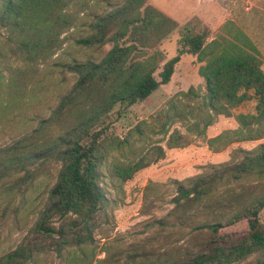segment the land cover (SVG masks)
Wrapping results in <instances>:
<instances>
[{"label":"trees","instance_id":"16d2710c","mask_svg":"<svg viewBox=\"0 0 264 264\" xmlns=\"http://www.w3.org/2000/svg\"><path fill=\"white\" fill-rule=\"evenodd\" d=\"M0 1V25L6 28L5 33L0 32V74L6 75L0 84V122L15 121L17 116L37 122L23 127L0 155V200L13 192L20 178H27L30 184L42 175L52 179L33 227L61 237L56 249L59 257L72 252L65 230L86 228L105 198L98 179L107 157L131 149L132 137L142 135L140 125L122 139L108 135L112 122L121 115L114 106L129 108L149 97L170 81L185 55L196 57L205 93L190 86L174 94L167 109L161 111V128L170 120V112L181 118L192 115L205 126L213 116L222 115L233 117L238 127L210 139L214 151L233 142L263 140L249 150L237 148L240 159L232 164L211 165L205 174L172 181L174 205L155 223L160 228L158 238L170 239L189 228V239L178 247L176 259L170 260L172 252L161 246L144 250V244L117 251L95 264H227L264 246V190L248 200L237 196L235 208L231 199L222 205L223 199L232 195V184L245 182L249 185L242 187L251 192L256 186L250 182L264 183L263 57L242 29L227 21L208 40L210 30L199 18L179 24L148 0H31L26 8L24 1L16 7L13 0ZM7 13L14 17L6 23L3 14ZM81 13L87 19H82ZM76 23L86 27L87 33L74 42L90 53L84 59H61L57 53L64 43L63 34ZM173 34L178 36L176 53L167 58L159 46ZM66 70L78 77L57 108L47 107L48 115L29 110L10 114L18 107L28 108L40 93H53V86L60 83L54 84V74L63 76ZM250 88L257 99L256 114H233L230 108L250 97L241 90ZM184 144L172 137L167 142L169 148ZM154 188L155 183L148 182L146 198ZM202 207L209 213L199 219ZM55 216L58 225L53 222ZM229 234L242 239L226 245L223 239ZM79 249L84 252L83 246ZM44 253L48 254L43 247L38 250L20 244L0 254V264H44Z\"/></svg>","mask_w":264,"mask_h":264},{"label":"rangeland","instance_id":"374dc122","mask_svg":"<svg viewBox=\"0 0 264 264\" xmlns=\"http://www.w3.org/2000/svg\"><path fill=\"white\" fill-rule=\"evenodd\" d=\"M22 1L25 8L26 4H31V0H13V6H18ZM148 3L159 8L179 24H184L193 17L199 18L210 30L208 40L215 36L221 25L233 21L258 47L263 57L261 68L264 71V0H148ZM1 7L0 1V9ZM82 14L79 16L87 19ZM3 17V22L7 23L13 20L14 15L7 13L3 14ZM0 22L2 23V20ZM76 24L63 34L64 43L57 53L61 59L69 60L73 57L84 59L90 53V50L85 51L74 42V38L87 33L86 27L82 28ZM0 32L5 33L6 28L0 25ZM1 39L2 36L0 41ZM177 39V34H173L159 46L167 58L176 53ZM109 47L108 45L107 48ZM97 55L93 53V56ZM198 68L196 57L185 55L177 64L170 81L160 85L149 97L129 108H122L119 104L114 106V111L119 109L121 115L112 122L108 135L122 139L135 125H140L143 132L140 138L136 135L132 137L131 149L110 153L102 165L98 182L105 192V198L86 228L65 230V237L71 245L70 254L65 253L63 257H59L56 249L57 241L61 237L38 232L33 227L46 201L47 190L53 182L43 175L32 184L27 178H20L13 186V192L0 200V254L25 244L31 249L39 250L43 247L48 252L42 254L45 255L44 264H95L117 251L124 252L134 245L146 244L147 248L144 250L151 251L161 246L160 249L172 252L170 260L176 259L175 252L178 251V247L189 239L187 234L189 228H183L170 239L158 238L160 228L155 223L157 219L164 218L174 205L172 198L176 195V190L172 181L205 174L210 171L211 165L232 164L240 159L237 148L249 150L263 140L233 142L221 151H214L209 146V140L226 130L238 127L233 117L222 115L213 116L211 124L205 126L204 121L192 115L187 114L186 118H181L170 112V120L161 128L163 121L161 111L167 109V103L174 94L187 91L190 86L198 89L200 93H205V81L200 76ZM5 76L0 74V84L5 80ZM77 77L76 73L69 70H66L63 76L54 74V84L60 83L53 86V93H40L28 108L18 107L10 110V114L29 110L31 113L40 111L48 115L47 107L57 108L61 96L68 94L65 92L74 85ZM241 91H245L250 97L231 107V112L256 114L257 99L253 94L254 90L250 88ZM182 101L192 102L187 98H183ZM203 109L205 113L210 112L208 108ZM196 113L202 114L203 111L197 110ZM36 123L29 120L25 122L20 116H17L15 121H1L0 155L23 127ZM170 137L185 144L169 148L167 142ZM53 164L56 168L59 166L56 162ZM122 169H125V173L119 177ZM148 182L155 183V188L149 193L150 197L146 198L144 189ZM250 183L256 186L253 191L250 190L251 192L242 187L249 185L245 182L232 184V195L222 198V205L225 206L227 199H231L230 203L235 208L237 196L248 200L263 193L261 191L264 189L259 185L264 186V183L255 185L256 182ZM203 211L199 219H204L205 213H209V209L203 207L198 213ZM53 222L59 224L57 216L53 218ZM167 231L165 230L162 235ZM241 239L239 235L229 234L224 237L223 243L234 245ZM79 246H83L84 252L80 251ZM227 264H264V246L255 249L241 261Z\"/></svg>","mask_w":264,"mask_h":264}]
</instances>
